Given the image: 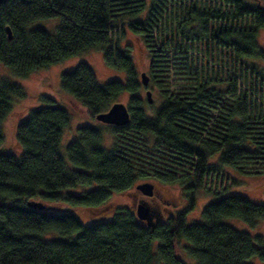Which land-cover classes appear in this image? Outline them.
<instances>
[{
    "label": "trees",
    "instance_id": "obj_1",
    "mask_svg": "<svg viewBox=\"0 0 264 264\" xmlns=\"http://www.w3.org/2000/svg\"><path fill=\"white\" fill-rule=\"evenodd\" d=\"M53 18L60 21L55 33L32 27ZM120 26L146 45L147 77L159 92V105L140 95L145 88L132 55L113 34ZM260 29L264 0H152L149 9L144 0H4L0 63L26 78L101 50L105 65L123 71L124 81L101 85L92 68L79 62L62 73L61 88L94 119L127 93L130 122L107 128L108 147L106 129L78 127L63 151L70 111L42 95L16 122L20 151L7 152L2 125L26 93L0 77V264H185L177 253L182 242L197 264H251L254 257L264 264V238L224 223L238 218L254 225L264 220V203L227 195L204 207L202 222L186 221L207 175L221 173L225 165L258 174L264 164V71L256 63L264 60ZM130 135L143 140L142 150L121 147ZM145 152L170 164L184 161L190 171L179 175L147 167L140 159ZM147 180L179 184L187 207L152 227L131 207L87 225L75 213L105 208L115 194ZM30 201L44 208L28 207Z\"/></svg>",
    "mask_w": 264,
    "mask_h": 264
},
{
    "label": "rangeland",
    "instance_id": "obj_2",
    "mask_svg": "<svg viewBox=\"0 0 264 264\" xmlns=\"http://www.w3.org/2000/svg\"><path fill=\"white\" fill-rule=\"evenodd\" d=\"M147 9L150 8L152 0H144ZM147 12L141 15V19L146 15ZM58 18L38 20L32 24V27H41L52 33L56 32V27L59 24ZM115 37L120 39L118 43L122 49H128L132 55L133 61L135 63L136 69L139 73V79L141 80V74L144 73L146 76L149 72L150 67V57L148 55V50L144 41L138 35L134 34L127 27L125 31H122L121 26L116 32H113ZM258 44L264 49V29H260L258 33ZM79 62L87 63L96 75V79L99 84L107 83L111 80H125V73L123 71L115 70L111 67L105 65L103 52L101 50H89L83 52L78 56L72 57L61 63L51 66L44 70L34 72L26 78L16 76L8 66L0 63V77L6 78L10 81L18 83L25 91L26 96L24 98H18L14 101V105L11 113L6 118L3 127V134L5 135L3 150L19 152L20 147L16 141V122L26 116L27 111L32 109V107L37 106L40 103V97L42 95L50 96L55 98V100L67 105L70 111V122L63 132V138L61 141V146L63 151L66 150L67 144L70 140L76 136V130L81 126H92L99 129H106L109 134L104 133L105 141L104 146L108 147L111 143L110 131L108 127L110 125L101 123L96 119L92 118L84 106L80 102L73 99L72 96L65 93L60 85V78L63 72L70 71ZM264 71V60H259L256 62ZM144 87V86H143ZM140 92V95L147 99L146 91L150 90L152 92V99L154 105H159L161 103L159 92L157 88L151 84L144 87ZM129 94L124 93L116 99V102H121L127 105ZM140 138L137 136L130 135L125 136L122 139L121 147L139 149L142 150L143 147L140 146ZM3 152V151H2ZM155 154V151H154ZM147 167H153V169H170L178 171L179 175L186 174L190 170L187 168L184 161L170 164L167 161L160 159L156 155L151 156L145 152V156L140 158ZM140 160V161H141ZM217 160V155L212 157V162L215 163ZM258 174H242L240 171L226 167H223L221 173H210L206 176L204 183V189L199 192L196 198V203L194 208L189 211L186 215V221L188 224L202 222V211L204 207L208 204L220 199L222 197H227V195L239 194L248 197L251 201L256 203H264V164H259L258 169H256ZM155 185L154 197L153 199L149 197H143L141 193L135 191V187L123 194H115L106 204L105 208L101 207L99 209H76L75 213L77 217L81 220L84 225L95 219H101L100 217H108L111 212L120 207H131L135 208V203L139 199H146L149 201L152 207H159L162 211L163 219H168L169 216L175 215L178 212L184 210L188 203L185 199L183 188L179 184H165L156 180H147ZM146 182V181H145ZM143 183V182H142ZM220 193V194H218ZM137 195V196H136ZM149 205V206H150ZM102 210V211H101ZM224 223L233 227L234 229L249 233L252 238L260 237L264 238V220L257 219L254 225H250L238 218H225ZM256 242V241H255ZM257 244V242H256ZM188 245L186 242L181 243V249L178 250V255L183 259L185 264H197L194 259L188 256L183 246ZM251 264H263L257 257L249 259Z\"/></svg>",
    "mask_w": 264,
    "mask_h": 264
},
{
    "label": "water",
    "instance_id": "obj_3",
    "mask_svg": "<svg viewBox=\"0 0 264 264\" xmlns=\"http://www.w3.org/2000/svg\"><path fill=\"white\" fill-rule=\"evenodd\" d=\"M4 0H0V5L2 4ZM7 33L8 38H12L11 30L7 27ZM141 82L144 87H147L149 85V78L146 76V74H141ZM152 92L150 90L146 91L147 100L149 103H152ZM130 114L128 111V108L123 103H115L111 106V108L103 113H100L96 116V120L110 125V126H116L121 127L125 126L130 122ZM155 185L149 182H141L136 186V191H139L143 197H152L154 195ZM138 203L135 205V213L139 220L146 222L148 227H152L154 225L155 220H159L161 217V213H158L157 211H154L147 201H144V199H141L137 201ZM28 207L31 208H37V209H43L44 204L41 202L36 201H30L28 202Z\"/></svg>",
    "mask_w": 264,
    "mask_h": 264
},
{
    "label": "flooded vegetation",
    "instance_id": "obj_4",
    "mask_svg": "<svg viewBox=\"0 0 264 264\" xmlns=\"http://www.w3.org/2000/svg\"><path fill=\"white\" fill-rule=\"evenodd\" d=\"M137 196V195H136ZM153 197H154V195L152 196V197H149V198H151V199H153ZM144 199V198H143ZM139 200H141V199H139ZM138 200V201H139ZM144 201H146V199H144ZM137 202V201H136ZM138 203V202H137ZM137 203H135V204H137ZM147 203L150 205V203H149V201H147ZM150 207L154 210V211H157L158 213H161L162 214V211H161V209L159 208V207H152L151 205H150ZM160 214V215H161ZM161 217H163V215H161ZM160 219H162V218H160ZM159 219V220H160Z\"/></svg>",
    "mask_w": 264,
    "mask_h": 264
},
{
    "label": "bare ground",
    "instance_id": "obj_5",
    "mask_svg": "<svg viewBox=\"0 0 264 264\" xmlns=\"http://www.w3.org/2000/svg\"><path fill=\"white\" fill-rule=\"evenodd\" d=\"M115 103H121V102H115ZM115 103H113V104H115ZM113 104H112V105H113ZM123 104H124V103H123ZM112 105H111V106H112ZM110 108H111V107H109V109H110ZM146 182H148V181H146ZM149 183H151V182H149ZM152 184H153V183H152Z\"/></svg>",
    "mask_w": 264,
    "mask_h": 264
}]
</instances>
